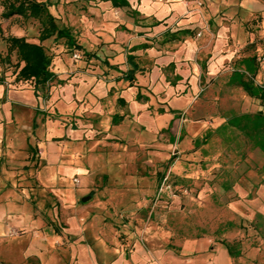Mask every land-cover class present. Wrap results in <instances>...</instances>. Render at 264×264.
<instances>
[{"label":"rangeland","instance_id":"374dc122","mask_svg":"<svg viewBox=\"0 0 264 264\" xmlns=\"http://www.w3.org/2000/svg\"><path fill=\"white\" fill-rule=\"evenodd\" d=\"M20 1L0 0V166L12 161V185L26 190L53 235L41 229L19 239L21 231L13 232L0 244V253L6 252L0 256L38 264L34 256L25 258L36 246L41 264H141L144 257L167 264L168 255L173 264H195L198 253L185 256L183 246L208 237L213 245L231 248L233 264H264V100L249 97L226 76H202L192 104L171 131L151 132L135 113H125L129 124L116 131L102 124L99 108L89 107L77 89L74 101L67 100L80 75L103 78L102 64L93 59L98 45L84 40L89 18L107 12L105 1L32 0L48 7L80 50L55 36L40 42L38 20L4 18L5 8ZM198 2H183L188 14L201 7ZM9 37L41 44L55 79L38 87L18 80L20 65L9 51ZM75 53L81 58L75 60ZM255 63L261 75L241 78L264 90V56ZM26 114L35 119L33 133L24 125ZM40 131L56 145L58 165L72 171L61 174L69 181L55 190L37 185L44 152L36 139ZM188 133L192 141L182 148ZM90 193L93 198L82 203Z\"/></svg>","mask_w":264,"mask_h":264},{"label":"crops","instance_id":"0c3cea01","mask_svg":"<svg viewBox=\"0 0 264 264\" xmlns=\"http://www.w3.org/2000/svg\"><path fill=\"white\" fill-rule=\"evenodd\" d=\"M104 1L107 12L95 13L89 18L84 40L86 45H98V55L93 54V59L102 64L103 78L77 77L76 86L67 97L68 105L74 101L72 94L77 89L78 94L86 95L89 107L99 108L101 122L109 128L117 131L128 125L125 113H135L141 115L140 119L151 132H167L179 121L180 112L192 104L202 76L209 79L226 76L236 84L235 88L258 98L250 95L245 86L254 93L261 88L241 77L244 73L261 75L255 61L264 56V0H201L203 5L191 14L183 4L186 0H124L125 4L117 7ZM115 10L119 11L117 16ZM27 115L24 125L33 133L35 119ZM42 134L36 135L37 144L44 150L36 168V181L42 190H55L69 181L61 178V174L69 175L72 171L58 165L54 154L56 145ZM173 139L174 135L169 133L170 144ZM191 141L188 133L180 146L186 148ZM11 164L9 160L0 166V244L7 242L13 232L20 231L19 239L30 237L36 231L40 233L41 229L51 237L53 234L45 228V214L32 204L26 190L17 191L12 185L15 177L8 170L13 168ZM4 183L9 187L4 189ZM88 197L81 202L91 200L92 193ZM212 243L208 237L187 241L183 254L198 253L195 264H233L235 254L231 248ZM36 254V246H31L25 258L34 256L41 264ZM0 259L4 264H17L4 254ZM140 260L141 264H155L145 257ZM173 260L171 255L164 259L167 264H173Z\"/></svg>","mask_w":264,"mask_h":264},{"label":"trees","instance_id":"16d2710c","mask_svg":"<svg viewBox=\"0 0 264 264\" xmlns=\"http://www.w3.org/2000/svg\"><path fill=\"white\" fill-rule=\"evenodd\" d=\"M111 1L115 7L125 4L124 0ZM3 16L4 18L19 16L38 20L42 27L39 35L40 42L55 36L56 39H66L69 46L80 50V47L75 45L69 31L67 29H59L56 26L54 17L49 13L48 7L44 3L22 0L17 5L9 4L5 8ZM7 43L9 51H15L18 64L20 65L16 75L18 80L32 82L35 87H38L44 86L54 79L55 75L50 71V58L41 44L29 43L25 39L18 37H9ZM245 89L250 95L264 100V90L254 93L249 86H245Z\"/></svg>","mask_w":264,"mask_h":264},{"label":"built area","instance_id":"2783aa9c","mask_svg":"<svg viewBox=\"0 0 264 264\" xmlns=\"http://www.w3.org/2000/svg\"><path fill=\"white\" fill-rule=\"evenodd\" d=\"M187 4H188V3H186L185 5L187 6ZM198 6H202V3L198 2ZM73 58H74L75 60H77V59H80L81 56H80L78 53H75V54L73 55Z\"/></svg>","mask_w":264,"mask_h":264},{"label":"water","instance_id":"95a60500","mask_svg":"<svg viewBox=\"0 0 264 264\" xmlns=\"http://www.w3.org/2000/svg\"><path fill=\"white\" fill-rule=\"evenodd\" d=\"M88 198H89V197H87V198L83 199L82 201H86Z\"/></svg>","mask_w":264,"mask_h":264}]
</instances>
